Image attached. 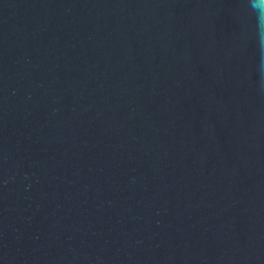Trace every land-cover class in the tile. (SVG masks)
I'll list each match as a JSON object with an SVG mask.
<instances>
[{
	"label": "water",
	"instance_id": "1",
	"mask_svg": "<svg viewBox=\"0 0 264 264\" xmlns=\"http://www.w3.org/2000/svg\"><path fill=\"white\" fill-rule=\"evenodd\" d=\"M251 2L0 0V264H264Z\"/></svg>",
	"mask_w": 264,
	"mask_h": 264
},
{
	"label": "clouds",
	"instance_id": "2",
	"mask_svg": "<svg viewBox=\"0 0 264 264\" xmlns=\"http://www.w3.org/2000/svg\"><path fill=\"white\" fill-rule=\"evenodd\" d=\"M250 7L259 14H264V0H252Z\"/></svg>",
	"mask_w": 264,
	"mask_h": 264
}]
</instances>
